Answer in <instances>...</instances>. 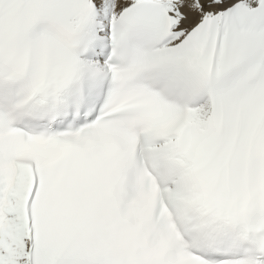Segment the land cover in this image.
I'll use <instances>...</instances> for the list:
<instances>
[{
  "label": "snow or ice",
  "instance_id": "snow-or-ice-1",
  "mask_svg": "<svg viewBox=\"0 0 264 264\" xmlns=\"http://www.w3.org/2000/svg\"><path fill=\"white\" fill-rule=\"evenodd\" d=\"M0 264H264V0H0Z\"/></svg>",
  "mask_w": 264,
  "mask_h": 264
}]
</instances>
